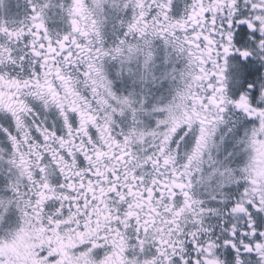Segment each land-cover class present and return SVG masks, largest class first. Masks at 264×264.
<instances>
[{
	"label": "snow or ice",
	"instance_id": "obj_1",
	"mask_svg": "<svg viewBox=\"0 0 264 264\" xmlns=\"http://www.w3.org/2000/svg\"><path fill=\"white\" fill-rule=\"evenodd\" d=\"M55 81L0 175V264H264V186L236 167L264 139V0H0V94Z\"/></svg>",
	"mask_w": 264,
	"mask_h": 264
},
{
	"label": "clouds",
	"instance_id": "obj_2",
	"mask_svg": "<svg viewBox=\"0 0 264 264\" xmlns=\"http://www.w3.org/2000/svg\"><path fill=\"white\" fill-rule=\"evenodd\" d=\"M17 2V0H10V3ZM97 0H91L93 7L96 6ZM105 3H109L110 0H104ZM85 15L88 14V6H83ZM98 17L103 16L102 9L97 8ZM69 83L67 81H55L54 84L44 83L43 87L38 86L33 82L29 86H14L12 89L8 85H3L4 92L0 94V112H14L15 118L14 123L17 124V131L20 132V136L13 143L12 153H8L7 149L4 148L3 141H0V175L7 177L8 172L14 167L12 161L19 155V153L24 151V137L25 134L29 132L30 126L27 124V119H32L33 115H36L33 110L29 113L28 109L31 108V105L28 103L30 100L34 102H41L42 99H51L52 93L56 91L57 88L61 89L63 95V89L67 88ZM81 91H84L83 85H80ZM12 91L13 95H8V92ZM65 102H67L65 100ZM49 108H45L47 112ZM215 128V132L206 137L204 142H201L199 151L196 150L194 146L192 150L193 164L194 166H203L209 163L207 158H203L202 154L207 153L211 154L215 158L220 157L222 152V139L216 140L215 137L219 135V127L212 125ZM12 135H15L13 133ZM224 137L228 136V133L223 134ZM235 143V142H234ZM236 147H239V144L236 143ZM245 155V164L237 165V169L248 168L249 173L258 180L261 186H264V139L257 138L254 144L246 145L245 149L241 151H246ZM232 149H229L231 152Z\"/></svg>",
	"mask_w": 264,
	"mask_h": 264
},
{
	"label": "flooded vegetation",
	"instance_id": "obj_3",
	"mask_svg": "<svg viewBox=\"0 0 264 264\" xmlns=\"http://www.w3.org/2000/svg\"><path fill=\"white\" fill-rule=\"evenodd\" d=\"M23 2V0H20V3H22ZM16 2H14V4H15Z\"/></svg>",
	"mask_w": 264,
	"mask_h": 264
}]
</instances>
